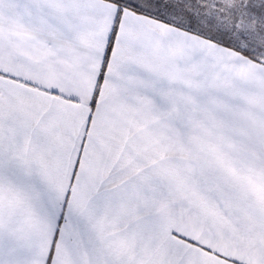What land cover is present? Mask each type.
Listing matches in <instances>:
<instances>
[{"label":"snow or ice","instance_id":"snow-or-ice-1","mask_svg":"<svg viewBox=\"0 0 264 264\" xmlns=\"http://www.w3.org/2000/svg\"><path fill=\"white\" fill-rule=\"evenodd\" d=\"M0 264H264V0H0Z\"/></svg>","mask_w":264,"mask_h":264}]
</instances>
